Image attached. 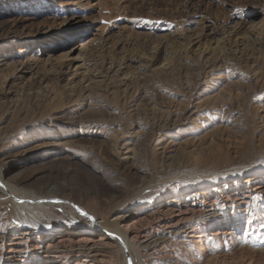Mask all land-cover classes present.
Instances as JSON below:
<instances>
[{
    "label": "rangeland",
    "instance_id": "obj_1",
    "mask_svg": "<svg viewBox=\"0 0 264 264\" xmlns=\"http://www.w3.org/2000/svg\"><path fill=\"white\" fill-rule=\"evenodd\" d=\"M0 168L80 223L130 219L146 264H264V0H0ZM17 215L0 192V264H36L54 235Z\"/></svg>",
    "mask_w": 264,
    "mask_h": 264
},
{
    "label": "bare ground",
    "instance_id": "obj_2",
    "mask_svg": "<svg viewBox=\"0 0 264 264\" xmlns=\"http://www.w3.org/2000/svg\"><path fill=\"white\" fill-rule=\"evenodd\" d=\"M5 175L4 170L0 168V192L16 208L19 222H21L22 225H25L27 230L40 229L44 232L50 231L54 235L53 241L45 247V251L40 254V258L37 259L38 261L36 264H59L61 257L68 255L70 257L75 255L78 256L83 250L89 251L88 254H86V252L85 255L82 256L84 257V261H87V264H96V259L100 256L99 252L101 249L107 248L114 243L119 244L120 253L125 256V259L121 264H146L138 246L135 244H137L136 241H140L142 238H147V232L135 230L130 219H124L122 217L118 219L115 224L108 225L100 222L95 217L89 216V219L85 223H80L74 213L65 210V202L62 203L60 201L61 199L58 197L36 195L32 193L29 194V192L26 194L25 192L20 191V189L12 186L11 183L5 179ZM51 207L61 209L65 215L73 219V226L67 232L60 227H57V229L48 227L47 224L44 223L43 215L40 210L42 208ZM80 212L86 214L81 209ZM187 215L188 213L186 212H179L178 215L176 214V225L181 223ZM157 223L161 224V227L164 229H173L176 227V225L167 222L164 219H158ZM79 229H81V233L86 237L79 240L66 239L67 235H70L72 238V236L79 234V232H77ZM27 234H29V232H27ZM29 238H32V236ZM17 239L21 240V238ZM69 242L70 244L73 243L74 246H68ZM19 243L20 242L14 241L9 244L10 254L19 252L21 247ZM54 250L59 254L53 252ZM77 261H80V259H77Z\"/></svg>",
    "mask_w": 264,
    "mask_h": 264
}]
</instances>
